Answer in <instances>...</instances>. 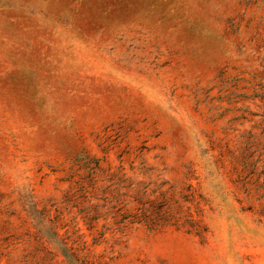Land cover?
I'll list each match as a JSON object with an SVG mask.
<instances>
[{"label": "rangeland", "instance_id": "obj_1", "mask_svg": "<svg viewBox=\"0 0 264 264\" xmlns=\"http://www.w3.org/2000/svg\"><path fill=\"white\" fill-rule=\"evenodd\" d=\"M0 264H264V0H0Z\"/></svg>", "mask_w": 264, "mask_h": 264}]
</instances>
